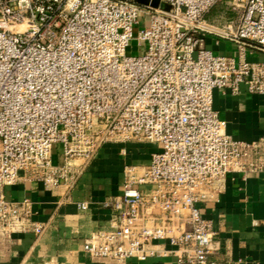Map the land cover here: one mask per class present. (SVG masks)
I'll return each mask as SVG.
<instances>
[{"label":"built area","instance_id":"built-area-1","mask_svg":"<svg viewBox=\"0 0 264 264\" xmlns=\"http://www.w3.org/2000/svg\"><path fill=\"white\" fill-rule=\"evenodd\" d=\"M219 1L0 0V241L46 228L30 197L6 186L71 185L104 143L146 141L158 150L126 166L112 228L83 249L145 260L168 240L177 264H218L199 204L218 200L229 174L264 172V135L234 137L213 107L216 88L264 93V63L245 57L247 46L264 50V0H229L233 16L216 25L205 16ZM207 34L235 42L238 57L214 53Z\"/></svg>","mask_w":264,"mask_h":264},{"label":"crops","instance_id":"crops-1","mask_svg":"<svg viewBox=\"0 0 264 264\" xmlns=\"http://www.w3.org/2000/svg\"><path fill=\"white\" fill-rule=\"evenodd\" d=\"M215 6L218 7L212 16ZM215 6L205 16L209 22L222 25L233 16ZM206 45L214 53L239 55L237 44L227 38L207 34ZM245 57L264 63V50L247 46ZM213 107L226 120L227 131L234 137L254 140L264 135V93H252L245 85L239 93L216 88ZM156 150L158 146L152 142L109 141L71 185L47 189L41 181L22 178L6 186L10 198L30 197L36 211L34 219L45 223L46 228L40 236L29 231L1 239L0 264H177L178 253L168 240L162 241L167 253L145 260L130 257L119 261L94 256L83 249L84 240L93 231L112 228L110 203L122 193L126 166H147ZM53 158L60 161V152L55 150ZM141 187L150 189L149 184ZM79 203H85V207ZM199 205L215 230L210 260L218 264H264V172L246 177L242 173L229 174L218 200Z\"/></svg>","mask_w":264,"mask_h":264},{"label":"rangeland","instance_id":"rangeland-1","mask_svg":"<svg viewBox=\"0 0 264 264\" xmlns=\"http://www.w3.org/2000/svg\"><path fill=\"white\" fill-rule=\"evenodd\" d=\"M166 5H167V3H165V2H161L160 3V7L161 8H165ZM215 5H219V6L223 7L224 10L230 11V2H229V0H221L218 3H216ZM217 7L218 6H215L214 9L212 10V12H211L212 16L215 14V12L217 10ZM136 30H137V27H135V31ZM128 52L131 53V54H137L138 53V48L136 47V41L135 40L132 42V45L129 47Z\"/></svg>","mask_w":264,"mask_h":264},{"label":"water","instance_id":"water-1","mask_svg":"<svg viewBox=\"0 0 264 264\" xmlns=\"http://www.w3.org/2000/svg\"><path fill=\"white\" fill-rule=\"evenodd\" d=\"M139 2H142V3H145V4H149V5H152V6H158L160 5V0H137ZM169 5L167 4L165 8H168Z\"/></svg>","mask_w":264,"mask_h":264}]
</instances>
